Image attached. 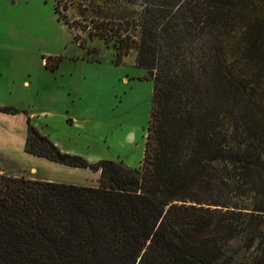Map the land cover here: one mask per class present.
<instances>
[{"label":"trees","instance_id":"1","mask_svg":"<svg viewBox=\"0 0 264 264\" xmlns=\"http://www.w3.org/2000/svg\"><path fill=\"white\" fill-rule=\"evenodd\" d=\"M153 78L140 166L68 152L27 116L26 150L98 185L0 171V264H264V0H56ZM0 110L19 112L15 105Z\"/></svg>","mask_w":264,"mask_h":264},{"label":"rangeland","instance_id":"2","mask_svg":"<svg viewBox=\"0 0 264 264\" xmlns=\"http://www.w3.org/2000/svg\"><path fill=\"white\" fill-rule=\"evenodd\" d=\"M55 1L0 0V105L45 111V127L92 161L140 166L153 78L137 65L136 50L117 63L113 42L86 31L77 39L58 17ZM26 125L23 110H0L1 167L24 166ZM62 164L66 179L95 181L92 169Z\"/></svg>","mask_w":264,"mask_h":264},{"label":"crops","instance_id":"3","mask_svg":"<svg viewBox=\"0 0 264 264\" xmlns=\"http://www.w3.org/2000/svg\"><path fill=\"white\" fill-rule=\"evenodd\" d=\"M1 106V105H0ZM27 112L26 113V124H27V116L28 114H30L32 116V120L34 121V123L46 134L49 135V137L54 140L59 146L60 148H62L65 151L68 152H73V153H78L77 149H75L72 145H66V142L63 143V141L57 137L56 135H54L53 130L51 127H49L48 125L45 127V125L43 123H45V120H41L43 118H41L42 115H48L47 113H45V111L42 112H37V111H29L27 109H25ZM38 117H40V121H38ZM70 121H74V120H70ZM46 124H48L46 122ZM27 127V125H26ZM28 133V131H27ZM26 139H27V134L25 136V138H23L21 140V144L22 147L24 148L23 152L25 151L26 153H24V157H25V163H23V167L20 170H16L15 167H9L8 169L5 167H1L0 166V171H5L8 173H12V174H17V175H27L30 177H34V178H40V179H47V180H53V181H61V182H69V183H76V184H83V185H98L99 184V177H100V171H94L96 172V174H94L95 176L93 177V183H89V182H76V181H72L69 179H66L65 176H62L60 174L59 171L63 170L61 169V162H58L56 160L50 159L48 157L45 156H41L35 153H31L29 151L26 150ZM37 157V158H35ZM48 159V160H46ZM50 159V160H49ZM49 161V162H48ZM53 161V162H50ZM59 163V164H56ZM54 165V171H48L46 168V166L49 165ZM64 164V163H63ZM62 164V165H63ZM57 171V172H56Z\"/></svg>","mask_w":264,"mask_h":264}]
</instances>
